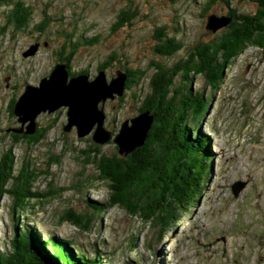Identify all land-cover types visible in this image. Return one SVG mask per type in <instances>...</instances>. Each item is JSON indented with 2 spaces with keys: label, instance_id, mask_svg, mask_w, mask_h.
<instances>
[{
  "label": "rangeland",
  "instance_id": "rangeland-1",
  "mask_svg": "<svg viewBox=\"0 0 264 264\" xmlns=\"http://www.w3.org/2000/svg\"><path fill=\"white\" fill-rule=\"evenodd\" d=\"M23 1L32 7V16L22 29L12 24L4 27L9 7L0 6V154L11 144L8 133L20 126L10 113L11 100L17 99L26 84L37 85L47 76L60 53H69V45L62 49L68 36L70 43H80L70 61L72 72L85 70L92 78L106 61L103 70L108 81L125 68L145 72L138 84L124 90L121 100L114 97L103 105V125L114 136L122 121L140 113L153 62L170 66L185 58L196 43L213 39L220 31L206 28L207 16L227 15L228 11L221 1L204 11L206 0ZM128 6L137 10L132 24L111 31L116 14ZM230 7L239 13L256 8L252 0H231ZM43 17H48L49 24L40 31L37 26ZM159 27L182 42L171 56L153 49L154 30ZM95 36L97 41L83 43ZM35 43L36 52L23 56ZM193 87L210 97L197 125L207 141L208 175H204L198 200L181 209L168 231L159 233L117 205L94 211L96 202L107 201L110 189L107 182L97 179L92 154L85 161L84 152L95 144L106 155L122 153L112 138L97 144L91 134L78 137L75 128L63 130L67 107L62 106L37 115L38 127H50L41 141L35 145L21 141L14 146L16 171L27 164L39 172L32 190L57 192L33 198L27 209L14 212L12 197H3L0 250H11L18 231L32 232L51 244L67 242L75 254H97L99 264H264V47L249 45L234 57L214 92L201 76L193 79ZM236 181L246 184L234 196L231 184ZM68 210L90 219L88 229L63 221Z\"/></svg>",
  "mask_w": 264,
  "mask_h": 264
},
{
  "label": "trees",
  "instance_id": "trees-1",
  "mask_svg": "<svg viewBox=\"0 0 264 264\" xmlns=\"http://www.w3.org/2000/svg\"><path fill=\"white\" fill-rule=\"evenodd\" d=\"M218 1L224 3L228 8L227 15L231 17L226 26L214 31H220L219 34L209 41L196 43L185 58L170 66L153 62L149 91L139 107V112L147 110L152 115L144 143L130 152H123L122 156L106 155L95 144L92 150L84 152L87 156L85 161H89L92 154V161L98 169L97 179L107 182L110 189L107 201L96 202L94 211L100 212L106 206L117 205L163 234L179 219L182 208L198 200L206 181L204 175H208L209 162L205 154L207 141L197 125L209 107L210 97L193 87V79L203 77L214 92L234 57L249 45L264 47V0H252L255 10L244 13L230 7L231 0H206L204 11ZM1 5L9 7L4 27L12 24L16 29H22L29 24L32 7L23 0H0ZM136 15L137 10L130 6L121 9L111 24V31L131 25ZM47 18L43 17L39 22L37 27L40 31L49 24ZM153 37L156 40L153 49L160 55L171 56L182 47L180 40L168 36L161 27L154 30ZM69 38L62 43V49L67 45L71 49L65 56L60 53L58 61L67 64L70 75L88 74L85 70L71 71L70 61L80 43H70ZM97 38L95 36L83 43L90 44ZM106 63H101L98 69L105 68ZM123 72L127 75L125 89L138 84L145 75L144 70L139 68H125ZM122 95L115 97L121 100ZM14 103L13 98L9 105L11 114H14ZM49 129V126L38 127L36 124L35 132L29 135L13 130L8 133L11 144L0 154V207L5 195L12 197L11 210L14 212L27 209L33 198L43 199L57 192L55 189L42 193L32 190L39 172L27 164L17 171L15 167V144L23 141L35 145ZM62 220L84 230L88 229L90 222L84 214L73 210L64 213ZM69 245L61 241L56 244H51L49 240L43 242L32 232L15 231L11 250H0V264H99L97 254L94 257L75 254ZM45 246L52 250V254ZM53 246L57 247L53 249Z\"/></svg>",
  "mask_w": 264,
  "mask_h": 264
},
{
  "label": "water",
  "instance_id": "water-1",
  "mask_svg": "<svg viewBox=\"0 0 264 264\" xmlns=\"http://www.w3.org/2000/svg\"><path fill=\"white\" fill-rule=\"evenodd\" d=\"M231 21L228 15L211 13L207 16L206 28L216 31ZM38 44H31L22 54L32 55ZM109 81L103 69L90 78L89 74L70 75L65 62H56L47 76L39 79L37 85L26 84L15 100L13 113L20 126L15 132L32 134L36 130V117L41 112H52L66 106V123L63 130L75 128L76 135L82 137L91 134L92 140L102 144L110 138L115 142L119 153H127L142 145L152 123V115L147 110L121 122L119 131L112 136L104 127L105 113L103 105L107 99L121 96L125 89L127 75L116 71ZM245 181L231 184L234 196L245 186Z\"/></svg>",
  "mask_w": 264,
  "mask_h": 264
}]
</instances>
